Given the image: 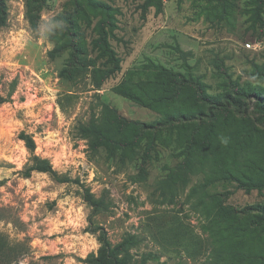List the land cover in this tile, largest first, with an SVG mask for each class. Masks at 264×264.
<instances>
[{"label":"rangeland","instance_id":"374dc122","mask_svg":"<svg viewBox=\"0 0 264 264\" xmlns=\"http://www.w3.org/2000/svg\"><path fill=\"white\" fill-rule=\"evenodd\" d=\"M27 1L38 8L36 32L25 18ZM92 2L110 8V18L87 0H4L0 94L15 87L0 105V264H85L99 247L90 224L112 244L130 238L133 264H264V226L252 219L264 209V189L235 182L255 171L264 178V120L255 109L264 102V0H149L145 11L146 0ZM48 23L60 26L45 35ZM98 23L118 67L95 87L88 64L103 62L92 43ZM73 39L82 54L68 48ZM56 44L65 48L51 59ZM154 66L201 84L221 104L243 102L206 110L215 135L206 151L190 153L191 165L164 133L152 148L144 133L126 149L92 148L77 134L76 123L113 125L112 114L145 126L160 120V111L115 92L121 83L152 79L146 67ZM255 90L262 97L246 94ZM21 132L33 139V154L69 182L20 174L32 165Z\"/></svg>","mask_w":264,"mask_h":264},{"label":"trees","instance_id":"16d2710c","mask_svg":"<svg viewBox=\"0 0 264 264\" xmlns=\"http://www.w3.org/2000/svg\"><path fill=\"white\" fill-rule=\"evenodd\" d=\"M87 1L91 6L102 9L110 18L109 14H107L110 8L104 4L94 5L95 2H92V0ZM35 2L38 3L39 0H35ZM150 6L152 5H150L149 0H146L141 8L145 11L147 7ZM153 6L157 7V4ZM37 14V6L27 1L25 4V18L32 32H36L38 29ZM6 16L4 0H0V29L5 26ZM96 27L97 38L93 40L92 43L94 49L98 53L99 59L103 62L100 67L91 64H88V66L91 67V82L95 87H99L102 81L117 70L118 60L108 44L106 32L102 27V23H98ZM62 48L65 47L56 44L54 48L48 52L49 58H54ZM68 48H72L73 51L82 54L81 47L75 39L70 40ZM81 63H83L82 60L78 63V66H83ZM146 68H148V74L152 76V79L147 78L145 81L136 83L132 86L121 83L115 88V92L139 106L152 111H160V120L154 125L145 126L140 123L117 118V116L112 114L111 120L113 125L99 124L94 118H90L86 122L76 123L75 128L77 134L80 138L88 140L92 148L113 147L117 149H126L134 148L140 136L144 133L151 136L152 143L150 148H152L156 136H158L159 139L162 137L161 134L164 133L165 139L175 144L176 149L179 151V155L184 158L185 164L191 165L193 164V156H191L190 153L195 150H207L208 141L215 135L214 122H209L211 115H209L208 120H204L206 110L208 113L214 109H219L220 111L223 109V111H225V106H229L230 102L239 109L243 105V102L240 99L228 98L226 104H221L220 97L205 93L201 84H195L191 82V80L185 79L180 73H174L161 66ZM60 75L61 77L64 76V71L60 72ZM73 77V72L65 76L66 79L70 80ZM11 87L12 90L7 95L0 94V105L11 101V95L15 87L14 82L11 83ZM250 93H252L254 97H262V93L259 90L246 92V94ZM176 102L180 105L179 107L162 111L168 106H173ZM206 107H208V109ZM255 109L257 113L260 114L259 121L264 120V102L257 100ZM202 131H204V136L202 135L203 133L199 136ZM18 137L25 141V145L32 155V165L25 171L20 172L24 178H29L32 173H43L49 175L59 183L70 181L68 178L60 177L52 169L48 160L39 158L33 154L35 143L30 136L21 132ZM237 145L239 146V144ZM261 171H263L264 177V168L261 169ZM255 174L256 171L251 176L235 180L237 187L246 191L251 189H264V178L263 180H257ZM2 183L3 181L0 180V185H2ZM86 201L89 205L96 207L89 194L86 196ZM222 212L226 215L229 213V209L222 208ZM252 219L254 225L264 226V209L260 210L258 215H253ZM89 231L96 235L99 247L95 253L87 255L84 260L85 264H133L126 254L127 249L131 246L129 242L130 238L112 244L108 238L107 232L102 227L92 226V224H90ZM3 250L4 245L3 242L1 243L0 239V258L2 257Z\"/></svg>","mask_w":264,"mask_h":264},{"label":"clouds","instance_id":"9594fccd","mask_svg":"<svg viewBox=\"0 0 264 264\" xmlns=\"http://www.w3.org/2000/svg\"><path fill=\"white\" fill-rule=\"evenodd\" d=\"M59 26H60L59 24L52 23V25L49 27V23H48V24L42 25L40 30L46 35L48 32H51L53 28H56ZM221 143L226 145L228 143V139L225 137H221Z\"/></svg>","mask_w":264,"mask_h":264}]
</instances>
